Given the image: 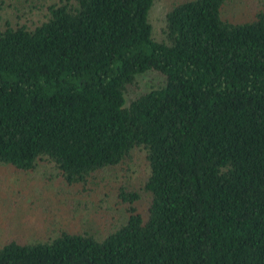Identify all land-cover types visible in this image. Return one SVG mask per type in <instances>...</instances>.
I'll return each instance as SVG.
<instances>
[{
  "label": "trees",
  "instance_id": "obj_1",
  "mask_svg": "<svg viewBox=\"0 0 264 264\" xmlns=\"http://www.w3.org/2000/svg\"><path fill=\"white\" fill-rule=\"evenodd\" d=\"M48 0L0 29V165L50 164L68 185L145 152L142 193L102 237L60 230L0 246V264H264V0ZM148 72L162 83L140 89ZM136 90L135 94H132Z\"/></svg>",
  "mask_w": 264,
  "mask_h": 264
},
{
  "label": "rangeland",
  "instance_id": "obj_2",
  "mask_svg": "<svg viewBox=\"0 0 264 264\" xmlns=\"http://www.w3.org/2000/svg\"><path fill=\"white\" fill-rule=\"evenodd\" d=\"M176 1L156 0L150 11V21L157 39L167 11ZM256 0H232L224 17L232 21L251 19L260 6ZM48 0H0V29L7 22L31 24L37 20ZM163 76L148 72L139 78L140 90L162 83ZM136 90L132 94L136 93ZM145 152L137 150L130 160L103 171L93 189L70 186L57 175L50 164H41L35 171H20L0 165V246L12 239L37 241L60 230L89 231L104 236L113 223L125 220V208L119 203L118 190L126 185L142 193L148 174ZM149 197L142 193L137 206L147 213Z\"/></svg>",
  "mask_w": 264,
  "mask_h": 264
}]
</instances>
